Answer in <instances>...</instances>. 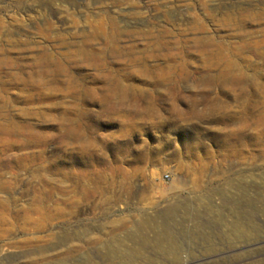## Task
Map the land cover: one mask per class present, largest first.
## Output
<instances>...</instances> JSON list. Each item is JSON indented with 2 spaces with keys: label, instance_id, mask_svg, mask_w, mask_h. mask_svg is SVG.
I'll list each match as a JSON object with an SVG mask.
<instances>
[{
  "label": "rangeland",
  "instance_id": "rangeland-1",
  "mask_svg": "<svg viewBox=\"0 0 264 264\" xmlns=\"http://www.w3.org/2000/svg\"><path fill=\"white\" fill-rule=\"evenodd\" d=\"M0 264H264V0H0Z\"/></svg>",
  "mask_w": 264,
  "mask_h": 264
},
{
  "label": "bare ground",
  "instance_id": "bare-ground-1",
  "mask_svg": "<svg viewBox=\"0 0 264 264\" xmlns=\"http://www.w3.org/2000/svg\"><path fill=\"white\" fill-rule=\"evenodd\" d=\"M16 42H19V41H16ZM13 43H15L14 41H13ZM17 44H19V43H17ZM9 61V60H8ZM10 64V63H9ZM180 79V78H179ZM20 81V80H19ZM177 81H179L178 79H177ZM181 82V81H180ZM18 84V83H17ZM2 86V85H1ZM113 87L114 88H116V89H119V91H120V89H122L123 88V86H122V83L121 82H115L114 84H113ZM124 87H125V85H124ZM107 88V87H106ZM105 88V89H106ZM112 88V87H111ZM126 89V88H125ZM109 101H110V99H109ZM110 103V102H109ZM116 106V105H115ZM144 114V113H143ZM65 137V136H64ZM63 137V138H64ZM77 137V136H76ZM74 138V137H73ZM39 139V138H38ZM41 139V138H40ZM44 139V138H43ZM70 139V138H69ZM64 140V139H63ZM75 140H78V137L75 139ZM67 141V140H66ZM34 142H35V140H34ZM33 142V143H34ZM42 142V141H41ZM43 143V142H42ZM66 143V142H65ZM84 144V143H83ZM38 145V144H37ZM40 145H41V143H40ZM86 162V161H85ZM65 166H66V164H65ZM75 167V166H74ZM64 172V174L66 175V176H68L67 178L68 179H71V181H78V178H77V173H75L74 172V170H72V169H68V170H64L63 171ZM66 181V180H65ZM70 181V182H71ZM95 181V180H94ZM94 181L92 180V183H94ZM96 183V182H95ZM97 184V183H96ZM66 188V187H65ZM65 192V191H64ZM149 219V218H148ZM136 226H137V229L138 230H140V231H152L153 230V228H154V221L153 222H151L150 220H141L139 223H137L136 224ZM137 237V236H136ZM149 241V240H148Z\"/></svg>",
  "mask_w": 264,
  "mask_h": 264
},
{
  "label": "built area",
  "instance_id": "built-area-1",
  "mask_svg": "<svg viewBox=\"0 0 264 264\" xmlns=\"http://www.w3.org/2000/svg\"><path fill=\"white\" fill-rule=\"evenodd\" d=\"M164 178H169V175L167 173L164 174Z\"/></svg>",
  "mask_w": 264,
  "mask_h": 264
}]
</instances>
